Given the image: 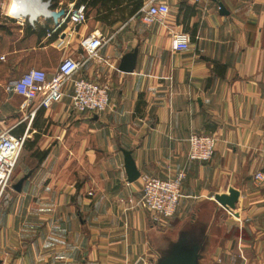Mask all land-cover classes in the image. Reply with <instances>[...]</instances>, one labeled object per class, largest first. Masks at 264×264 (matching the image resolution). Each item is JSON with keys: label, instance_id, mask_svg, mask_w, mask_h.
<instances>
[{"label": "crops", "instance_id": "obj_1", "mask_svg": "<svg viewBox=\"0 0 264 264\" xmlns=\"http://www.w3.org/2000/svg\"><path fill=\"white\" fill-rule=\"evenodd\" d=\"M43 1L57 21L0 16V132L24 138L0 196V264H158L179 246L198 264H264V0H159L151 24L145 0H96L79 25V0ZM95 31L112 39L77 75L109 82L105 111H76L72 84L49 108L13 90L31 68L81 59ZM193 132L217 137L210 160L189 158ZM180 171L178 210L157 224L142 177Z\"/></svg>", "mask_w": 264, "mask_h": 264}, {"label": "built area", "instance_id": "obj_2", "mask_svg": "<svg viewBox=\"0 0 264 264\" xmlns=\"http://www.w3.org/2000/svg\"><path fill=\"white\" fill-rule=\"evenodd\" d=\"M159 0H145L140 10V17L146 24H151L161 17ZM69 20L75 25L84 23L88 16L85 5L72 7L68 13ZM112 37L100 31H95L81 41L84 55L81 59L72 56L64 57L56 72L49 76L39 68H31L13 83V90L24 96L27 101L39 99L41 107L49 108L60 102L67 95L68 85L72 84L73 107L76 111L97 113L105 111L109 106L111 86L109 82H98L77 74L89 62L98 56L99 51L106 46ZM172 46L177 51H187L191 47V36L184 30L172 33ZM191 160L208 161L215 152L217 137L211 134L193 132L188 138ZM24 138L11 133L10 129L0 132V196L10 185ZM185 171H180L175 177L161 178L145 174L142 177V205L152 215L153 222L164 224L172 218L179 207L182 195V183ZM255 183L264 182V169L253 174Z\"/></svg>", "mask_w": 264, "mask_h": 264}, {"label": "water", "instance_id": "obj_3", "mask_svg": "<svg viewBox=\"0 0 264 264\" xmlns=\"http://www.w3.org/2000/svg\"><path fill=\"white\" fill-rule=\"evenodd\" d=\"M44 9L43 12H39L36 15L32 13L23 15L28 16L30 21H34L38 16H46L53 17L56 21L62 15L63 11H54L50 9V1L39 0ZM221 4V3H220ZM221 8L223 11V5L221 4ZM238 192L233 191L231 195L228 196V202L230 205L234 206L235 202L238 199ZM199 257V248L197 246H193L190 248L176 247L173 252H171L168 256L162 258L158 264H198Z\"/></svg>", "mask_w": 264, "mask_h": 264}, {"label": "rangeland", "instance_id": "obj_4", "mask_svg": "<svg viewBox=\"0 0 264 264\" xmlns=\"http://www.w3.org/2000/svg\"><path fill=\"white\" fill-rule=\"evenodd\" d=\"M18 1V4L20 3L21 5H24V6H28V5H33V1L32 0H14V2L17 3ZM8 0H1L0 1V16L1 15H11L13 17H20L22 15H26V14H29L28 12L29 11H24V10H21L20 6L18 7V9H7V10H4L5 9V5L7 4ZM1 13H6V14H1ZM15 172V171H14Z\"/></svg>", "mask_w": 264, "mask_h": 264}, {"label": "bare ground", "instance_id": "obj_5", "mask_svg": "<svg viewBox=\"0 0 264 264\" xmlns=\"http://www.w3.org/2000/svg\"><path fill=\"white\" fill-rule=\"evenodd\" d=\"M33 1V5H28V6H24V5H21L20 3L18 4V1L17 3L14 2V0H8L7 4L5 5V9L4 10H11V9H18V7L20 6L21 10H24V11H29L28 13H32L33 15H36L37 13L39 12H43V8H42V5L38 2V0H32Z\"/></svg>", "mask_w": 264, "mask_h": 264}, {"label": "trees", "instance_id": "obj_6", "mask_svg": "<svg viewBox=\"0 0 264 264\" xmlns=\"http://www.w3.org/2000/svg\"><path fill=\"white\" fill-rule=\"evenodd\" d=\"M0 1H1V0H0ZM54 1H56V0H54ZM88 1H89V0H88ZM88 1H87V0H79V1L77 2V5L79 6V3H81V2L85 3L86 11L88 12V8H89L91 5H94L95 2H96V0H91V1H89V2H88ZM143 3H144V0H137V1H136V6H135L136 10H138V9L143 5ZM46 154H47V153H42V156H40L39 159H43V157H44Z\"/></svg>", "mask_w": 264, "mask_h": 264}]
</instances>
